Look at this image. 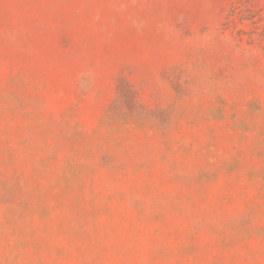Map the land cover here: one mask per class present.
<instances>
[{
	"label": "rangeland",
	"instance_id": "obj_1",
	"mask_svg": "<svg viewBox=\"0 0 264 264\" xmlns=\"http://www.w3.org/2000/svg\"><path fill=\"white\" fill-rule=\"evenodd\" d=\"M0 264H264V0H0Z\"/></svg>",
	"mask_w": 264,
	"mask_h": 264
}]
</instances>
